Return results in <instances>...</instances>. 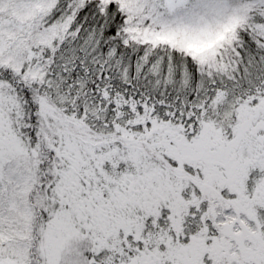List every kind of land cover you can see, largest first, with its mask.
Wrapping results in <instances>:
<instances>
[{
  "label": "snow or ice",
  "instance_id": "obj_1",
  "mask_svg": "<svg viewBox=\"0 0 264 264\" xmlns=\"http://www.w3.org/2000/svg\"><path fill=\"white\" fill-rule=\"evenodd\" d=\"M0 264H264V0H0Z\"/></svg>",
  "mask_w": 264,
  "mask_h": 264
}]
</instances>
